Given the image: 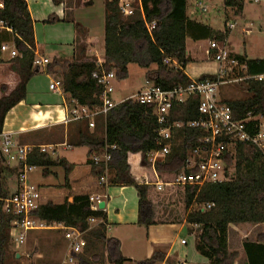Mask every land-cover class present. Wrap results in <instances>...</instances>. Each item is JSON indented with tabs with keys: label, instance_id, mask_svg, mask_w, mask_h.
<instances>
[{
	"label": "trees",
	"instance_id": "16d2710c",
	"mask_svg": "<svg viewBox=\"0 0 264 264\" xmlns=\"http://www.w3.org/2000/svg\"><path fill=\"white\" fill-rule=\"evenodd\" d=\"M0 27L7 36H0V50L4 43L13 42L18 56L13 58L12 70L20 77V84L8 96L0 99V134L3 133L7 114L19 103L26 100L27 84L43 68L34 66L36 41L34 21L25 0H1ZM85 7L94 5L93 0H82ZM62 0H53L57 6ZM122 0L105 2V55L97 62L85 57L82 46L81 56L71 61H55L47 67L49 74L60 76L63 92L71 100L95 109L102 103L103 88L93 77L94 73L114 72L115 81L129 77V66L136 64L149 72L153 85L164 89L187 86L191 79L185 74L190 60L187 40L195 42L210 40L226 44L228 32H218L209 26L194 22L187 15L188 0H133L134 15L124 16L120 11ZM245 0H224L228 8L237 13L244 11ZM262 3V2H260ZM146 24H155L150 34ZM8 29H11L9 31ZM244 71L240 73L246 80L251 97L246 100L226 102L236 117L242 119L247 113L264 115V81L254 79L264 74V58L249 59L247 55H236ZM176 61L174 68L167 60ZM218 75H204L200 80L219 81ZM115 83V82H114ZM115 86V85H114ZM199 97L192 96L184 104H176L173 121H192L200 118ZM81 129L78 147L89 149V159L93 154H103L107 146L116 145L111 151L108 164L109 182L115 186H133L139 197V226L169 223H186L189 233L198 232L195 247L197 252L211 264H234L239 254L230 252L228 227L231 224H264V153L247 144L238 146L235 160V176L228 182L210 184L202 189L194 186H174L176 176L186 167V160L203 136L196 129L184 128L176 132L177 141L171 154L156 164L154 173L147 160L148 152L157 148L156 130L158 124L153 109L127 99L113 108L104 120L105 132L98 135L89 128V122H79ZM34 167L48 168L60 165L67 173L69 165L62 159L55 162L49 153L35 149L28 158ZM92 174L98 180L105 176L106 167L96 166L89 160ZM18 165H8L0 153V264H7L8 246L11 239L10 228L15 217L4 211V199L12 197L6 187L8 177H18ZM162 181L165 187L158 191L155 183ZM17 193V192H16ZM89 195L75 196L72 203L56 204L48 201L40 205L36 217L46 226L79 228L84 232L85 246L78 256L79 264H126L121 251V242L108 237V227L104 211H92ZM206 203L215 204L211 210H203ZM197 207V208H196ZM92 219H103L101 224L92 226ZM248 264H264V235L257 242L244 244ZM163 253H154L151 259L138 264L163 262Z\"/></svg>",
	"mask_w": 264,
	"mask_h": 264
},
{
	"label": "crops",
	"instance_id": "0c3cea01",
	"mask_svg": "<svg viewBox=\"0 0 264 264\" xmlns=\"http://www.w3.org/2000/svg\"><path fill=\"white\" fill-rule=\"evenodd\" d=\"M27 5L34 21L36 55L49 59L51 62L50 64H53L56 60L66 62L71 61L74 57L79 58L81 56L82 46L86 48L85 57L87 58H95L93 52L96 50L102 51V56L105 55V33L102 38L91 35L93 28L87 22L80 21L78 16H76L78 9L85 7L82 0H62L59 6L54 5L53 0H29L27 1ZM2 7L3 4L0 0V9ZM222 12L224 15H221ZM244 12L245 10L242 13H237L236 10L226 7L224 0H188L187 15L189 19L194 22L209 26L218 32L224 33L227 31L229 35L227 44H230V39L233 33V29H230L229 26L231 24H235L237 26L236 23L232 22L230 15L234 13L236 16H244ZM222 16H224L225 20L223 24L221 22L223 18ZM41 21H52L56 24H59L51 26V28H53L52 30H58V34L56 36L49 37L50 27H45L49 42L48 38H41L40 36L41 32L38 25ZM61 28H63V30ZM249 29L252 30L251 28L244 26L243 33L245 30ZM44 40L47 42H43ZM189 40L191 39L187 40V51L188 56L191 58L192 51L189 50ZM200 42L206 44V60L211 61L207 55V51L210 48V40L198 41L196 43ZM4 44L9 47V51L4 52L0 50V99L3 96L10 95L21 81L19 75L12 70L14 59L12 58L10 51L14 49L13 42ZM43 50L44 52H42ZM7 52L10 53L9 57L5 56V53ZM248 58L253 59L250 57ZM47 66L43 68L45 69L46 77L41 78L40 76L36 75L28 82L26 100L16 105L7 114L3 133L11 135L12 138L20 145L52 146V149L49 151V155L52 157V159L55 162H58L62 159L67 161L69 165L68 173L65 167L60 165L48 168L47 173L43 168V173L41 176H46L47 178L54 177L56 180L59 179L61 172L63 171L65 175V183L56 184L55 182H51L50 179L48 184H46V187L39 185L38 187L42 195L41 205L47 203L48 201H53L56 204H62L64 202L72 203L75 196L81 195L102 196L104 200L103 202L106 203V207L103 209V211L105 213L108 227V237L116 238L121 242L120 238L114 235L110 236L109 233H111L114 228L139 227L138 193L133 186H115L110 184L109 173L106 175V179L108 181L107 184H100L98 178L94 177L92 174V168L89 165V156L86 162H77V160L80 158L77 156V149L86 148L75 145L79 137L81 124L79 122L65 123V120L68 116L66 105L70 104L71 99L68 95L64 94L63 88L59 94L53 93L50 90L51 83L55 81L54 78H56V81H61V79L57 74H49ZM242 70L244 71V69ZM184 72L190 79H193L185 70ZM218 74L219 65L217 66V69L214 73H207L204 75ZM104 120L105 119L103 118H99L96 123V128L92 130V132H95L98 135H101L102 132H105ZM60 148L63 150L59 151ZM88 153L89 149L87 150V155ZM15 177L16 184L13 186V188H15L16 192H18L19 187L17 176ZM30 181L34 183L32 176L30 177ZM102 222L103 219H98V221L93 224L96 226ZM236 225L238 227H234ZM46 227V230L44 229L45 231L52 232L51 235H48L49 237H54L53 234H56L54 233L55 231H60L64 236V228H66L65 226L58 225ZM182 228L183 226L181 229ZM146 230L148 236V248L146 250L147 254L149 255L148 259L151 258L150 255L160 252L165 254L166 258L163 262L158 264H177L180 260H185L189 264H195L194 262L187 260L189 255H191V251L188 250L190 244L189 242L187 245H182L181 241L179 244L178 241L174 240L169 244L168 241L162 239V235L164 234L163 230L159 229V226H151ZM155 230H157V232L160 230V238L156 237ZM30 233L31 232H29V234ZM263 235L264 224L246 223L229 225V251L237 252L239 254L234 264H248V259L244 250V244L246 242H257L258 238ZM64 240L66 241V244H64L65 258L68 246V241L65 239V236ZM195 242L196 239L194 238V258L196 261H198L196 257L198 256V252L195 247ZM122 245L123 244L121 242V250ZM178 246L180 251L178 250ZM125 258L132 259L130 256Z\"/></svg>",
	"mask_w": 264,
	"mask_h": 264
},
{
	"label": "built area",
	"instance_id": "2783aa9c",
	"mask_svg": "<svg viewBox=\"0 0 264 264\" xmlns=\"http://www.w3.org/2000/svg\"><path fill=\"white\" fill-rule=\"evenodd\" d=\"M26 2L29 0H25ZM250 2L264 4V0H248ZM133 0H122L120 11L124 16L134 15ZM5 26L0 22V27ZM151 34L155 24H146ZM235 24L229 26L234 29ZM11 31V29H8ZM250 34V30H247ZM2 51H9L6 44L1 46ZM12 58L18 56L14 47L10 51ZM207 55L211 61L219 65L221 78L217 82L209 80H191L189 85L164 89L153 85L150 89L129 98L135 102L146 105L153 109L158 129L156 130L157 148L148 152L147 160L152 166L154 173L158 162H163L172 152L173 145L177 140L176 132L184 128L196 129L202 132L203 136L197 139L196 145L191 150L185 169L176 176L174 186H194L199 190L210 184L225 183L235 176V160L237 158L238 146L247 144L257 148L264 153V115L247 113L242 119H236L232 108L225 101L219 99V87L229 82L246 81L249 78L231 77L235 69L243 72L239 61L232 52L228 50L226 44L210 41V48ZM264 58V56H263ZM51 62L49 59L36 55L34 66L44 68ZM166 63L174 68H179V64L173 60ZM93 77L102 86V103L95 109L81 105L76 100H71L66 105L68 116L65 123L81 122L87 120L89 128L94 130L99 118L106 119L108 113L118 104L113 99L115 92L114 72L94 73ZM257 81H264V74L254 77ZM63 84L61 81H53L50 90L53 93H61ZM192 96L199 97L198 113L200 118L192 121H173V111L176 104L186 103ZM120 104V103H119ZM35 149H40L42 153H49L52 146L20 145L11 135L0 134V153L8 165H18V187L19 190L12 197L4 199V211L8 215L15 217L11 223L10 235L14 237L17 244L23 245L27 242L28 234L32 231L46 229V224L39 220L35 212L41 205V191L39 187L30 181V172L37 167L28 164L29 155ZM117 150L116 145L107 146L103 154H93L90 158L91 163L106 167L105 176L99 179L100 184H107L106 175L108 174V164L111 161V151ZM158 191H162L165 184L158 179L155 183ZM90 207L92 211H103L100 203L103 202L102 196H90ZM215 204L206 203L203 210H211ZM98 219H92L95 223ZM64 236L68 241L66 256L60 264H79L78 256L83 252L86 244L84 232L79 228H64ZM182 245H187L186 239L181 240ZM177 264H189L185 260L178 261Z\"/></svg>",
	"mask_w": 264,
	"mask_h": 264
},
{
	"label": "rangeland",
	"instance_id": "374dc122",
	"mask_svg": "<svg viewBox=\"0 0 264 264\" xmlns=\"http://www.w3.org/2000/svg\"><path fill=\"white\" fill-rule=\"evenodd\" d=\"M94 5L91 7H82L79 8L76 12V16L82 22H87L92 28L91 35L98 37H103L105 33V1L106 0H93ZM245 14L244 16H236L232 13L230 15L233 23H236L237 26L233 29L232 37L230 39V44H227L228 50L233 53V55L246 54L247 57L256 59L263 58L264 56V4L263 3H252L248 0H245ZM55 5V4H54ZM221 15H224L223 12ZM222 24L225 22L224 16H222ZM244 18V19H243ZM245 20V21H244ZM52 25H59L52 21L44 22L41 21L38 25L40 30L41 38H48L46 34L45 27H50V36H56L58 30H52ZM246 26L251 28L250 34L247 30L243 33V27ZM60 29V28H58ZM63 30V28H61ZM7 36L6 31L2 30L0 36ZM43 40V39H42ZM47 42V41H43ZM49 42V38H48ZM8 43H11L10 41ZM189 50L192 51L191 58L188 61L185 71L193 78L191 80H198L204 74L214 73L217 69L218 64L215 61L206 60V44L205 43H196L192 40L188 42ZM88 47V46H87ZM44 52V50L42 51ZM93 55L97 62L101 61L104 56H102V51H94ZM6 57L10 56V53H5ZM155 67L151 69L140 68L136 64H131L129 66V77L123 81H115V92L113 94L114 101L119 104L125 100L137 95L138 93L144 92L147 89H150L153 86V81L149 77V72L155 70ZM240 70L235 69L231 74V77L238 78L240 76ZM37 76L46 77L45 69L41 70ZM56 81V78H54ZM47 89V88H46ZM251 97L249 93L248 83L244 80L240 82H229L221 87H219V99L231 102V101H240L246 100ZM103 135V132L102 134ZM63 149L60 148L59 151ZM87 148H78L77 156L80 158L77 160L79 163L86 162ZM65 154V153H64ZM87 167V166H86ZM62 171V170H60ZM43 173V168H37L30 172V177L32 176L34 184L37 186L42 185L46 187V184L51 179V182L56 184L65 183L64 172H61V175L58 180L54 177L41 176ZM16 177H8L6 187L10 190V194H15L16 189L13 186L16 184ZM41 187V188H42ZM133 188V187H132ZM44 189V188H42ZM175 225V226H174ZM92 226L94 224L92 223ZM159 229L163 230L162 239L169 242V244L176 240L180 244L182 239H186L190 244L188 250L191 251V255L187 260L194 262L195 264H211L209 260L202 257L199 253L196 259L194 258V238L198 236V232L193 229V233H189V226L186 223H169V224H159ZM174 226V227H173ZM183 228L181 229V227ZM140 227V228H139ZM138 228H114L110 236H116L121 239L122 242V254L124 257L130 256L132 259L127 261L126 264H138V262L146 261L149 258L147 254V228L139 226ZM163 227V228H162ZM234 227H238L237 225ZM46 230V229H45ZM33 231L29 234L28 240L25 244L19 245L15 242L14 237L11 236L9 246H8V258L7 264H60L64 259V240L63 233L60 231H55L53 234L54 237H49L52 232L49 231ZM156 231V237L160 238L159 231ZM47 236V237H45ZM179 250V246H178ZM180 251V250H179ZM63 252V253H62ZM193 253V254H192ZM17 254H20V258H17ZM151 258L153 255H150ZM199 257V258H198ZM150 258V259H151ZM158 264V263H157Z\"/></svg>",
	"mask_w": 264,
	"mask_h": 264
},
{
	"label": "water",
	"instance_id": "95a60500",
	"mask_svg": "<svg viewBox=\"0 0 264 264\" xmlns=\"http://www.w3.org/2000/svg\"><path fill=\"white\" fill-rule=\"evenodd\" d=\"M3 161H4V158H3ZM99 206H100V209L103 210L106 207V203L105 202H101ZM17 258H20V254H17Z\"/></svg>",
	"mask_w": 264,
	"mask_h": 264
}]
</instances>
